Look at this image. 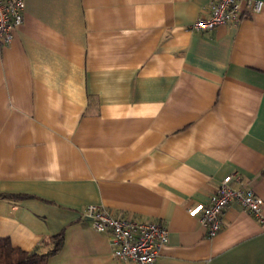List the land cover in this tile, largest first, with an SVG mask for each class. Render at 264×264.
Here are the masks:
<instances>
[{
  "label": "crops",
  "instance_id": "crops-1",
  "mask_svg": "<svg viewBox=\"0 0 264 264\" xmlns=\"http://www.w3.org/2000/svg\"><path fill=\"white\" fill-rule=\"evenodd\" d=\"M208 0H25L0 47V238L48 264L124 263L82 210L166 224L155 264H264L262 219L201 208L228 175L264 200V7L191 30ZM192 207L194 211L188 209Z\"/></svg>",
  "mask_w": 264,
  "mask_h": 264
},
{
  "label": "built area",
  "instance_id": "built-area-1",
  "mask_svg": "<svg viewBox=\"0 0 264 264\" xmlns=\"http://www.w3.org/2000/svg\"><path fill=\"white\" fill-rule=\"evenodd\" d=\"M263 7L264 0H208L207 16L194 21L190 29L205 31L222 25L238 26L244 18L260 12ZM24 17L25 0H0V47L12 43L14 31L24 22ZM235 178L241 180L239 175L226 176L199 212V220L209 237L220 231L224 210L231 202H238L258 219L263 217V198L246 186H234ZM188 210L194 211L192 207ZM82 216L91 220L95 230L113 236L112 254L124 263L155 264L162 247L169 241L168 226L150 218H117L96 204L85 206Z\"/></svg>",
  "mask_w": 264,
  "mask_h": 264
},
{
  "label": "trees",
  "instance_id": "trees-1",
  "mask_svg": "<svg viewBox=\"0 0 264 264\" xmlns=\"http://www.w3.org/2000/svg\"><path fill=\"white\" fill-rule=\"evenodd\" d=\"M63 243V234H58L51 238L47 250L27 251L14 246L9 238H0V264H48L49 258L61 249Z\"/></svg>",
  "mask_w": 264,
  "mask_h": 264
}]
</instances>
